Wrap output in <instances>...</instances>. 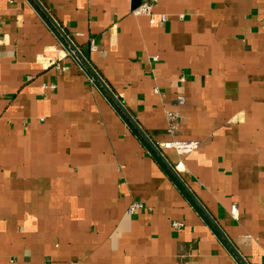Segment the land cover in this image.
I'll return each instance as SVG.
<instances>
[{
    "label": "crops",
    "instance_id": "0c3cea01",
    "mask_svg": "<svg viewBox=\"0 0 264 264\" xmlns=\"http://www.w3.org/2000/svg\"><path fill=\"white\" fill-rule=\"evenodd\" d=\"M38 2L153 144L198 143L178 177L264 264V0H158L155 22ZM188 199L28 0H0V264H237Z\"/></svg>",
    "mask_w": 264,
    "mask_h": 264
},
{
    "label": "water",
    "instance_id": "95a60500",
    "mask_svg": "<svg viewBox=\"0 0 264 264\" xmlns=\"http://www.w3.org/2000/svg\"><path fill=\"white\" fill-rule=\"evenodd\" d=\"M134 8L139 4L140 0H132ZM28 2L32 5V7L36 10V12L40 15L43 21L48 25L51 31L54 33L62 47L67 51V53L71 56V58L76 62V64L83 70V72L92 79L93 84L96 88L102 93V95L106 98V100L110 103L116 113L121 117L124 123L128 126V128L132 131V133L138 138L141 144L145 147L148 153L161 165L162 169L165 171L167 176L173 181L176 187L181 191V193L187 198L188 195L191 198L189 201L192 208L197 211V213L203 218H207L211 225L214 226L216 231L219 234V239L228 253L232 256V258L236 261L237 264H246L237 251L233 248V246L227 241L226 237L217 229L213 221L209 218L204 208L201 204L195 199V197L189 192V190L185 187V185L181 182L178 177L176 171L170 166L166 160L161 155L160 151L156 148V146L146 137V135L142 132L140 127L136 124V122L130 117V115L125 111L122 105L118 102V100L114 97V95L109 91V89L105 86L102 80L96 75V73L92 70V68L88 65L84 57L80 54V52L76 49V47L71 43V41L66 37V35L61 31V29L56 25V23L51 19V17L46 13L43 7L40 5L38 0H28ZM133 8V9H134ZM162 164L159 162V160ZM165 168V169H164ZM182 188L178 186V184ZM183 189V191L181 190ZM186 193V194H185ZM203 216H202V215ZM204 219V218H203ZM205 220V219H204ZM207 223V222H206ZM208 226H210L208 224Z\"/></svg>",
    "mask_w": 264,
    "mask_h": 264
},
{
    "label": "built area",
    "instance_id": "2783aa9c",
    "mask_svg": "<svg viewBox=\"0 0 264 264\" xmlns=\"http://www.w3.org/2000/svg\"><path fill=\"white\" fill-rule=\"evenodd\" d=\"M158 0H140L139 4L132 9V14L136 16H147L150 18V22H155L154 14H153V9L155 5L157 4ZM159 20L164 22L166 20V17L164 15L159 16ZM53 88V86L51 87ZM172 121L174 120V115H169L168 116ZM175 126L172 125L169 130L167 131L168 135L171 137L170 139L159 142L154 144L157 149L160 150H170L173 151V153L178 157V162L173 166V169L178 172L183 169V161L181 160L182 157L192 153L195 151L198 147V143L195 141H181L175 139ZM142 208V205L135 202L133 203L129 210L128 213L133 214L136 211L140 210ZM231 214L235 215L236 214V208L234 206L231 207L230 209ZM182 225L179 223H174L173 227L174 228H180Z\"/></svg>",
    "mask_w": 264,
    "mask_h": 264
}]
</instances>
